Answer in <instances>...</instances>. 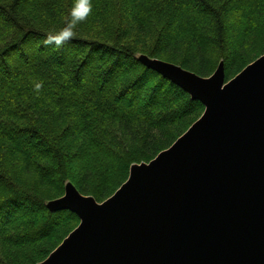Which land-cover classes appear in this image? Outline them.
I'll use <instances>...</instances> for the list:
<instances>
[{"label":"trees","instance_id":"1","mask_svg":"<svg viewBox=\"0 0 264 264\" xmlns=\"http://www.w3.org/2000/svg\"><path fill=\"white\" fill-rule=\"evenodd\" d=\"M76 2L0 0V264L41 262L78 225L47 208L67 183L102 202L200 117L141 55L229 80L264 52V0H87L56 45Z\"/></svg>","mask_w":264,"mask_h":264},{"label":"water","instance_id":"2","mask_svg":"<svg viewBox=\"0 0 264 264\" xmlns=\"http://www.w3.org/2000/svg\"><path fill=\"white\" fill-rule=\"evenodd\" d=\"M204 106L200 117L97 202L67 183L50 211L78 225L36 264H264V52L229 80L141 55Z\"/></svg>","mask_w":264,"mask_h":264},{"label":"clouds","instance_id":"3","mask_svg":"<svg viewBox=\"0 0 264 264\" xmlns=\"http://www.w3.org/2000/svg\"><path fill=\"white\" fill-rule=\"evenodd\" d=\"M91 11V6L87 0H77L75 7L72 11V21L64 28L61 33L57 36L55 43L61 45L65 40L71 38L74 35L73 29L79 21L85 20L87 14ZM52 41L49 40V43ZM36 88L39 89L40 85L37 84Z\"/></svg>","mask_w":264,"mask_h":264},{"label":"rangeland","instance_id":"4","mask_svg":"<svg viewBox=\"0 0 264 264\" xmlns=\"http://www.w3.org/2000/svg\"><path fill=\"white\" fill-rule=\"evenodd\" d=\"M234 20H235V16H234ZM230 24H232L231 21H230ZM259 52H260V51H256V52L253 51V52L251 53V55H252L251 58H254L255 56H257V55L259 54ZM260 55H261V54H260ZM260 55H259V56H260ZM259 56H258V57H259ZM258 57H257V58H258ZM255 59H256V58H255ZM255 59H254V60H255ZM254 60H253V61H254ZM122 68L124 69V67H122ZM123 69H121V70H123ZM122 72H123V71H122ZM224 76H225V72H224ZM226 81H227V80H226ZM60 83H61V81L58 82V84H60ZM17 136H18V135H17ZM18 137H19V138H22L21 135H19ZM26 209H27V208H26ZM28 210H35V209H34V208H33V209H32V208H29Z\"/></svg>","mask_w":264,"mask_h":264}]
</instances>
